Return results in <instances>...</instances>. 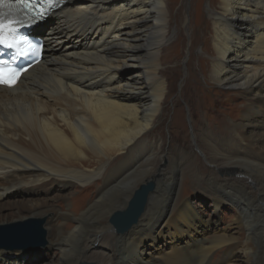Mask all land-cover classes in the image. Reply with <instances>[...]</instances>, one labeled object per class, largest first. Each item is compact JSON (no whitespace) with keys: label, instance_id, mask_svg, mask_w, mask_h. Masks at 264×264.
Here are the masks:
<instances>
[{"label":"bare ground","instance_id":"bare-ground-1","mask_svg":"<svg viewBox=\"0 0 264 264\" xmlns=\"http://www.w3.org/2000/svg\"><path fill=\"white\" fill-rule=\"evenodd\" d=\"M205 1L191 0L184 18L187 0H64L32 28L45 57L16 86H0V225L42 219L58 254L43 264H264V0ZM8 5L14 20L18 7ZM180 24L190 32L186 65L202 38L203 79L215 94L239 88L244 98L228 120L192 119L204 160L161 128L178 81L167 65L183 55ZM191 182L216 209L233 204L232 227L178 203ZM149 183L143 213L117 232L113 215ZM8 251L0 264L38 253Z\"/></svg>","mask_w":264,"mask_h":264},{"label":"rangeland","instance_id":"rangeland-1","mask_svg":"<svg viewBox=\"0 0 264 264\" xmlns=\"http://www.w3.org/2000/svg\"><path fill=\"white\" fill-rule=\"evenodd\" d=\"M187 5H184L182 9V13L184 14V18L188 17L190 5L189 3L191 0H187ZM208 1H205V5H208ZM180 5L175 7V13L178 12ZM185 22V21H184ZM184 25V24H183ZM182 24L179 25V34L175 38V41L178 42L177 38H183V43L180 46V54H183L182 57L173 59L168 63V67H170V71L173 72L177 70L178 72H173L174 78H177L176 89L173 90L171 93V98L169 99V109L168 115L169 117L165 118V123L161 126L163 133L166 136L167 141L169 142L170 137L175 135V140L184 150H194L196 155L201 160L203 159V154L199 152L197 147L193 141V126H192V119L194 121H200L201 119H205L207 121L219 120V117L223 118L227 113L226 110L231 104H241L244 100L242 94L240 93V89H224V93L215 94L214 91L209 87L208 83L203 79L201 74V65L202 61L198 57V53L200 52V48L202 47V38H199L194 43L195 53L193 59L187 66V62L189 59L190 51V32L187 30L188 27L183 26ZM33 34L34 30H33ZM47 50V49H46ZM46 54V53H45ZM196 79V80H195ZM187 83V93L181 95L180 86L182 82ZM188 81V82H187ZM190 84V85H189ZM189 85V86H188ZM188 92L189 96L188 97ZM206 95L208 98L203 99L202 96ZM191 100L189 101L188 100ZM188 100V101H187ZM175 103V104H174ZM228 120L229 116H225ZM163 115L160 117V121H162ZM215 126H217L216 123ZM160 125V124H159ZM169 126L171 127L169 129ZM173 132V134H172ZM193 135V136H192ZM205 163V164H204ZM203 164L207 167L209 164L204 162ZM178 192L175 195V199L177 198L178 203L182 204L184 201H188L196 211L199 213V217L201 221L208 220L210 218H217L219 220L218 227L219 229H227L229 226H233V219L237 216V210L231 202H225L220 206V209H216L214 205L213 196H211L206 191V186L204 184L198 183H189L187 188H184L182 191L178 189ZM62 192V190L52 189L50 192L51 195H55L56 193ZM63 192H69V190H63ZM87 192V191H86ZM70 193V192H69ZM68 193V194H69ZM89 194V193H88ZM180 194V195H179ZM12 196V197H11ZM8 196L10 197V201H15V199H23L30 196H23L18 195L13 197V195ZM39 197H44L45 192L43 191ZM179 197V198H178ZM62 208V207H60ZM28 220V219H27ZM42 220V219H36ZM207 222V221H206ZM17 222H11L7 224H12ZM5 225V224H2ZM0 225V226H2ZM113 229V227H112ZM111 229V230H112ZM45 244L43 246L24 250V249H9L10 253L14 252H38L34 253V255H29L21 264H43L44 262L48 263L53 259L58 258V254H55V248L52 247L47 249V239L45 234ZM42 248V249H41ZM44 249V250H43ZM46 249V250H45ZM7 250V249H6ZM43 250V251H41ZM160 252V251H159ZM158 252L151 253L152 256L157 255ZM241 255V254H240ZM148 258V254L145 255ZM88 263V262H87ZM91 262H89L90 264Z\"/></svg>","mask_w":264,"mask_h":264},{"label":"water","instance_id":"water-1","mask_svg":"<svg viewBox=\"0 0 264 264\" xmlns=\"http://www.w3.org/2000/svg\"><path fill=\"white\" fill-rule=\"evenodd\" d=\"M153 188L151 183L142 185L128 208L113 215L111 222L117 232H124L139 219L144 211L148 193ZM43 224V220L31 219L0 226V249L29 250L43 246L46 243Z\"/></svg>","mask_w":264,"mask_h":264},{"label":"snow or ice","instance_id":"snow-or-ice-1","mask_svg":"<svg viewBox=\"0 0 264 264\" xmlns=\"http://www.w3.org/2000/svg\"><path fill=\"white\" fill-rule=\"evenodd\" d=\"M11 8V5H6L5 0H0V8L3 7ZM19 8L29 9L32 7L31 4L27 3L26 0H21V3L17 5ZM18 23L10 18L6 19L5 13L0 12V45H4L6 48L14 49V55L11 59L5 60L0 58V84L8 85L9 87L15 86L17 83L16 77L19 76L20 70L11 67V64L15 62L18 56H25L27 53L23 48L19 46L20 41L9 40L8 34L15 33L16 29L12 27L13 24Z\"/></svg>","mask_w":264,"mask_h":264}]
</instances>
